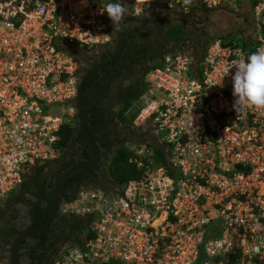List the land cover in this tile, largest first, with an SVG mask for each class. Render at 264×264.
<instances>
[{"label": "built area", "instance_id": "built-area-1", "mask_svg": "<svg viewBox=\"0 0 264 264\" xmlns=\"http://www.w3.org/2000/svg\"><path fill=\"white\" fill-rule=\"evenodd\" d=\"M110 1L0 0V204L30 166L57 158L77 83V61L60 44L106 43ZM129 5L134 18L149 9ZM249 7L250 45L210 39L198 76L188 52L148 70L133 122L149 121L166 167L149 143L134 145L138 179L78 188L65 210L87 218L82 239L53 264H264V109L233 107L234 63L264 48V0Z\"/></svg>", "mask_w": 264, "mask_h": 264}, {"label": "flooded vegetation", "instance_id": "flooded-vegetation-1", "mask_svg": "<svg viewBox=\"0 0 264 264\" xmlns=\"http://www.w3.org/2000/svg\"><path fill=\"white\" fill-rule=\"evenodd\" d=\"M116 2V1H110ZM119 30L104 13L106 43L80 49L77 83L72 99L74 128L57 158L30 166L17 188L0 204V264H53L67 245L79 244L86 217L65 210L66 202L83 186L116 187L110 167L119 150L150 143L149 121L135 124L131 112L146 86V73L169 51L201 57L213 35L229 27L219 13L237 11L253 31L246 3L207 7L202 0L166 6L163 0L134 18L129 0ZM109 3V2H108ZM223 8L229 9L224 10ZM83 114L81 125L78 110Z\"/></svg>", "mask_w": 264, "mask_h": 264}, {"label": "clouds", "instance_id": "clouds-1", "mask_svg": "<svg viewBox=\"0 0 264 264\" xmlns=\"http://www.w3.org/2000/svg\"><path fill=\"white\" fill-rule=\"evenodd\" d=\"M139 8H151L153 0H135ZM195 0H183L187 6L194 5ZM112 22L113 29L119 31L123 26L127 15V7L123 0L109 2L104 12ZM235 72L232 75L233 96L235 97L234 109L256 108L264 109V48L250 54L246 60L240 59L234 63ZM229 71L225 73L227 75ZM221 86L222 83H220Z\"/></svg>", "mask_w": 264, "mask_h": 264}, {"label": "trees", "instance_id": "trees-1", "mask_svg": "<svg viewBox=\"0 0 264 264\" xmlns=\"http://www.w3.org/2000/svg\"><path fill=\"white\" fill-rule=\"evenodd\" d=\"M238 2H243L249 5L250 0H239ZM262 30H264V23L262 25ZM245 40L241 42V46H245ZM252 43V42H251ZM199 58L192 66V72L195 76L199 75ZM158 64L154 65L153 67L157 66ZM152 67V68H153ZM138 109V107H137ZM136 111L132 109L131 112V118H133L136 115ZM74 128V119L69 118L65 119V121L62 123L60 129H59V141L58 146L61 148L63 145H65L66 140L68 139L70 132ZM147 147L151 148L152 155L154 157V162L157 165L166 167L165 164V158H164V152H162L159 148L147 145ZM132 153L130 149H122L119 150L116 154L115 158L112 161V165L110 167V177L113 181V183L118 186L124 183L128 180H135L138 179L142 172L141 169L137 168L134 163L132 162Z\"/></svg>", "mask_w": 264, "mask_h": 264}, {"label": "rangeland", "instance_id": "rangeland-1", "mask_svg": "<svg viewBox=\"0 0 264 264\" xmlns=\"http://www.w3.org/2000/svg\"><path fill=\"white\" fill-rule=\"evenodd\" d=\"M115 1V0H114ZM242 3V2H236L234 3L233 7L237 8V4ZM243 4V3H242ZM230 14H234V15H241L240 13H238L237 11H235L234 13H230ZM221 18V20L225 23H227V27H229V29H227V31H225L222 35H213L210 39L217 37L221 40H235L239 43H241L243 40H245V44L246 45H250L251 42H254L255 40V35H254V31H248L245 32L244 35H241V29L242 27L246 26L247 24L244 22V20L240 19L238 16H232V15H228L225 13H219L218 14ZM140 99L138 98V100L134 103L133 105V110H135L136 112H138L139 110V101ZM138 107V109H137ZM151 149V148H150ZM69 247H72V245H67Z\"/></svg>", "mask_w": 264, "mask_h": 264}, {"label": "water", "instance_id": "water-1", "mask_svg": "<svg viewBox=\"0 0 264 264\" xmlns=\"http://www.w3.org/2000/svg\"><path fill=\"white\" fill-rule=\"evenodd\" d=\"M223 9L224 10H227V11L229 10L227 8H223ZM230 12L231 13H234L233 11H230ZM250 22H251L250 24L252 25V21H250ZM60 46L63 49H65L67 52H69L70 54L74 55V58L76 60L78 59V54H79L80 49L77 46H75L73 44H70V43H67V42L61 43ZM176 53H177V50L175 49V50L169 51L167 54L172 55V54H176ZM196 61H197V59H194L193 63H195ZM78 116H79V121H80V123L82 125L84 118H83V114L80 111V109L78 110ZM146 138L150 142L149 144L151 146L156 147V148H159L162 152H164L163 145L160 142H158L154 136L148 135V136H146ZM164 158H165V161L167 162L168 156H167V154L165 152H164ZM93 187L101 188L98 185H93Z\"/></svg>", "mask_w": 264, "mask_h": 264}, {"label": "crops", "instance_id": "crops-1", "mask_svg": "<svg viewBox=\"0 0 264 264\" xmlns=\"http://www.w3.org/2000/svg\"><path fill=\"white\" fill-rule=\"evenodd\" d=\"M116 1V0H115Z\"/></svg>", "mask_w": 264, "mask_h": 264}]
</instances>
